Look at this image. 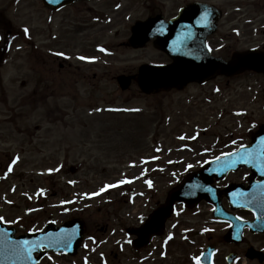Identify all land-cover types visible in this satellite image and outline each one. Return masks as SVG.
<instances>
[{
	"label": "rangeland",
	"instance_id": "rangeland-1",
	"mask_svg": "<svg viewBox=\"0 0 264 264\" xmlns=\"http://www.w3.org/2000/svg\"><path fill=\"white\" fill-rule=\"evenodd\" d=\"M142 3L99 0L53 15V20L41 0H0V165L5 168L17 151V173H35V180L23 186L11 178L17 184L14 195L0 190V217L27 225L62 220L68 178L82 179L81 188L93 191L108 176L102 171H122L131 163L137 170L145 153L155 155V147L166 148L171 159L182 156L196 162L193 157L207 150V157L214 156L230 139L246 140L256 130L259 110L254 101L264 90L258 76L242 77L230 86L218 81V95L210 85L154 97L141 95L136 85L122 93L118 76L134 75L143 64L168 61L152 46H127L131 27L144 20ZM83 24L87 30L76 34L75 28ZM59 63L65 67L60 69ZM111 124L118 132L102 127ZM72 168L81 174L68 176ZM169 181L158 182L159 189ZM20 196L14 205L1 203Z\"/></svg>",
	"mask_w": 264,
	"mask_h": 264
},
{
	"label": "flooded vegetation",
	"instance_id": "flooded-vegetation-1",
	"mask_svg": "<svg viewBox=\"0 0 264 264\" xmlns=\"http://www.w3.org/2000/svg\"><path fill=\"white\" fill-rule=\"evenodd\" d=\"M96 1L99 0L78 1L62 10L49 11L53 19V15ZM191 5L193 6V12L190 15L193 18V30H189L191 36L188 38L192 44H182V46L193 45L191 48L196 49L195 44H198L204 36L212 56L225 61H229L237 52L264 53V0H143L144 20L162 18L168 23ZM90 10L93 11V9ZM114 10L118 11L119 8L116 7ZM97 19L98 17H95L94 21L97 22ZM0 20V29L3 33V17ZM65 23L62 25L63 30H65ZM189 25V22L185 23L186 28ZM86 26L88 24L81 25L79 30L75 28V33L81 34L87 30L84 28ZM52 34L54 35V30ZM148 46H153V43ZM59 67L63 69L65 64L59 63ZM249 76H258L264 82L263 75L243 73L234 78L222 76L207 85L212 87L213 95H218L222 91L217 85L218 81L223 80L227 86H230L232 81ZM256 95L254 102L259 110V121L255 126L256 132H259L264 128V90ZM102 127L118 132L113 124L102 125ZM30 137L34 139L33 134ZM248 137L249 135L246 137V142H241V145L247 146L251 143ZM159 150L158 155L146 157L142 167L137 170L131 166V163L122 171L115 167L113 171L108 169L102 171L108 175L104 178L103 184L119 186L108 188L97 197L91 196L90 193L93 192L89 188L84 186L81 188V185L85 184L82 179L68 178L63 194L64 201L68 202V205L64 209V220L57 221V224L60 226L76 219L81 220L84 225L81 244L74 258L47 254L41 264H52V260L57 256L67 259L70 261L69 264H196V258L201 259L205 253H211L212 258L206 256L201 260V264H248L249 256L257 255L254 249L261 251L263 257L251 260V263L264 264V234L248 237L249 234L245 231L239 236L236 230L235 236L230 237V233L234 231L233 224L218 220L215 217V205L208 200H202L196 206L176 203L171 216L165 223L160 224L155 220V212L167 203L172 191L167 184H175L184 177L183 157L176 156L171 159L167 155L166 148ZM145 155L141 157L143 160ZM0 156L3 157V153ZM216 157L219 158L215 156L212 160L217 159ZM193 158L196 162L203 160V156ZM16 173H11L3 168V164L0 165L1 191L8 189L10 195L15 194L11 191L17 184H11V178L22 186L23 182L35 180V173L20 172L17 175ZM74 174L79 175L81 172L76 171ZM15 175L16 178L13 177ZM82 175L84 179H88V173ZM68 176L74 175L70 173ZM168 178L172 181L160 184L159 189L158 182L166 181ZM125 180L131 182L121 183ZM149 180L151 186L147 183ZM253 182H255L253 174L246 168L230 173L224 181L219 182L214 179L211 187H218L219 199L224 209L222 212L230 218H240L239 220L243 222L250 221L253 216L249 210L246 208L233 210L234 204L230 203L226 193L235 186L242 191L247 190ZM87 190L90 192L86 193ZM20 198L21 196L5 201L16 203ZM91 202L98 203L96 212H93ZM1 203L4 204L3 199ZM4 221L8 228L14 230L17 237L43 232L49 223H56L52 219L37 220L32 221L30 226L19 219L11 221L4 218ZM148 223L152 224L154 229H148ZM253 236L261 240L252 243L249 239Z\"/></svg>",
	"mask_w": 264,
	"mask_h": 264
},
{
	"label": "water",
	"instance_id": "water-1",
	"mask_svg": "<svg viewBox=\"0 0 264 264\" xmlns=\"http://www.w3.org/2000/svg\"><path fill=\"white\" fill-rule=\"evenodd\" d=\"M46 6L51 4L57 5V8L63 7L69 3L77 0H43ZM53 1V2H52ZM180 21H175L173 25L180 26ZM151 23L139 22L132 29L133 36L130 39V45L134 48H142L145 44L157 38L155 45L157 48L165 51L173 60L174 63L169 66H150L144 65L139 70L137 82L140 89L146 94H156L160 91H168L173 88L183 89L187 84L191 82L204 83L209 79L218 75L233 76L241 72L252 71L256 73L264 74V54L258 52H250L244 54H235L233 60L230 63H224L216 61L204 52L202 49L193 50H178L176 45V39H179L181 35L180 30L175 31L174 34L167 36L155 33V30L150 29ZM131 77L122 76L119 78L120 86L123 90H127L132 82ZM187 185H185L186 187ZM174 194L167 207L162 211L163 214H169L171 212L173 203L175 202ZM41 237L40 239H42ZM56 247L64 248L65 244L60 242L55 244ZM51 248H54L52 242ZM58 249L57 251H60ZM6 248L3 247V243L0 242V261L9 260L3 252H6ZM7 264V262L5 263Z\"/></svg>",
	"mask_w": 264,
	"mask_h": 264
},
{
	"label": "snow or ice",
	"instance_id": "snow-or-ice-1",
	"mask_svg": "<svg viewBox=\"0 0 264 264\" xmlns=\"http://www.w3.org/2000/svg\"><path fill=\"white\" fill-rule=\"evenodd\" d=\"M206 19V17H205ZM24 32L27 34L28 33V29L25 28L24 29ZM100 51H105L103 48L100 49ZM62 55V54H61ZM81 60H85L86 58L85 57H80ZM181 139H183V137H181ZM244 152H246V149L243 150ZM229 155H236V153H229ZM243 155L241 156V159H243ZM18 159V158H17ZM189 168L192 167V165H189L188 166ZM9 171H11V168L9 169ZM131 181H122L121 183H130ZM147 183L149 184V186H151V181H147ZM119 185H110L109 187H112V188H115V187H118ZM107 190V189H105ZM42 194V193H41ZM95 195H99V193H96ZM237 219H240V218H237ZM4 218L3 217H0V223H4ZM207 231V229L205 230ZM169 239H171V237H169ZM40 245L37 244L35 246H33L32 244H30L29 241L27 240H24V241H18V242H15L12 246V250L15 252V254L17 256H20L22 258H27V259H30L31 258V254L34 250V247H39ZM196 264H201V259L200 258H196Z\"/></svg>",
	"mask_w": 264,
	"mask_h": 264
}]
</instances>
